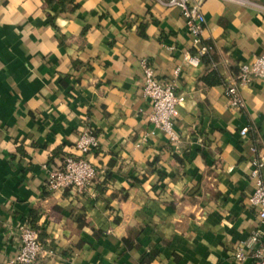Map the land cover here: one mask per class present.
<instances>
[{
    "label": "crops",
    "instance_id": "0c3cea01",
    "mask_svg": "<svg viewBox=\"0 0 264 264\" xmlns=\"http://www.w3.org/2000/svg\"><path fill=\"white\" fill-rule=\"evenodd\" d=\"M189 1L214 66L189 62L197 46L166 0H74L73 11L0 0V264H12L26 222L42 245L37 264H252L264 80L238 89L240 110L224 89L239 64L264 54V0ZM143 59L182 97L177 143L148 121ZM211 68L221 82L208 86ZM86 128L99 143L83 156L96 197L45 192L48 170L79 156Z\"/></svg>",
    "mask_w": 264,
    "mask_h": 264
},
{
    "label": "built area",
    "instance_id": "2783aa9c",
    "mask_svg": "<svg viewBox=\"0 0 264 264\" xmlns=\"http://www.w3.org/2000/svg\"><path fill=\"white\" fill-rule=\"evenodd\" d=\"M166 6L176 8L186 21V26L197 46L196 55L190 58L192 65H197L200 58L207 54L209 47L201 43V35L205 19L197 5L189 0H166ZM142 68V91L144 97L149 100L151 112L148 121L155 128L165 133L171 142L177 143V138L172 132L176 109L182 101V97L176 93L175 83L172 79H157L148 61L140 62ZM178 69L174 74H177ZM253 79L264 80V54L253 58L249 64L241 63L237 67L235 81L227 85L224 95L227 105L234 110L243 108L238 89ZM248 128L240 130V136L244 137ZM98 140L91 129H84L75 143V149L79 156H67L60 163L48 170L44 179L45 192L73 191L80 196L96 197V170L83 156L97 150ZM262 159L253 163L251 177L255 179V187L248 197V205L256 210L259 220L258 228L252 232L249 238L250 259L252 264H264V182L260 177L263 167ZM42 245L38 239V233L28 222L19 226V248L12 264H36ZM234 259L242 262L246 256L237 251Z\"/></svg>",
    "mask_w": 264,
    "mask_h": 264
},
{
    "label": "trees",
    "instance_id": "16d2710c",
    "mask_svg": "<svg viewBox=\"0 0 264 264\" xmlns=\"http://www.w3.org/2000/svg\"><path fill=\"white\" fill-rule=\"evenodd\" d=\"M54 2L57 3L58 5H60L62 10L66 9L67 6L70 7V9H69L70 11H73L77 8V4L74 3V0H46V3L48 6H50ZM200 61L207 66L208 65L214 66L213 65L214 59L208 53L203 55L200 58ZM201 81L208 86H211L215 83L221 82L216 71L212 68L201 77ZM78 222H79V224H81V219L78 220ZM38 239H39V237H38ZM36 264H37V262H36Z\"/></svg>",
    "mask_w": 264,
    "mask_h": 264
}]
</instances>
